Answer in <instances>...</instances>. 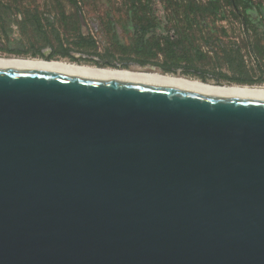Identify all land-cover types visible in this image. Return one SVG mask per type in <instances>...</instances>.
<instances>
[{
    "label": "water",
    "instance_id": "water-1",
    "mask_svg": "<svg viewBox=\"0 0 264 264\" xmlns=\"http://www.w3.org/2000/svg\"><path fill=\"white\" fill-rule=\"evenodd\" d=\"M0 264H264V102L0 69Z\"/></svg>",
    "mask_w": 264,
    "mask_h": 264
},
{
    "label": "rangeland",
    "instance_id": "rangeland-1",
    "mask_svg": "<svg viewBox=\"0 0 264 264\" xmlns=\"http://www.w3.org/2000/svg\"><path fill=\"white\" fill-rule=\"evenodd\" d=\"M75 1L76 5L67 0H0V11H20V15L9 16L2 12L0 48L24 52L31 44L27 41L41 34L52 38L58 49L56 39L68 46V41L80 38L85 29L97 25L98 32L93 35L101 53L106 51L117 59L136 58L131 51L134 37L127 0ZM213 1L216 0H194L200 6L212 8L208 15L194 19L183 11L186 4L183 0H159L149 13L158 35L191 31L197 40L192 45L205 55L193 62V68L204 76L180 73L167 76L220 87H264V0L235 1L237 11L246 16L245 28L224 0L216 4ZM244 30L249 43L244 40Z\"/></svg>",
    "mask_w": 264,
    "mask_h": 264
},
{
    "label": "flooded vegetation",
    "instance_id": "flooded-vegetation-1",
    "mask_svg": "<svg viewBox=\"0 0 264 264\" xmlns=\"http://www.w3.org/2000/svg\"><path fill=\"white\" fill-rule=\"evenodd\" d=\"M70 4L76 5L75 0H67ZM129 5V12L132 14V29H133V46L131 51L136 56L135 59H117L115 56H111L108 52L104 51L101 53L97 45L99 43L94 38V33L97 34L98 28L97 25H91L88 27V30L85 29V34H80V38L73 39L72 41H68V46L64 44V42L56 39L57 43H59L58 49H56L53 45L54 40L52 38L48 39L41 34H36L34 39L27 41V43H31L28 45L26 51H14L7 48H0V58L3 59H24V60H36L40 62H53V63H63L70 66H75L79 68H92L93 70L97 71H104V72H118V73H128V74H159V75H179L180 74H195L197 76H204V73L200 71H188L184 68H171V71L167 72V68L164 66L167 63L166 56L162 52H157L156 55H152L150 53L147 57H143L140 53L137 52L136 48L139 46H147V47H154L156 43H136L138 39V34L140 31V26L142 23H146L149 26L150 35L147 37L148 42H152V40L160 39L159 47H165L171 43H163L165 37H177L175 32L167 33L165 36L158 35V31L155 29L153 21L150 17V12L155 10L157 4H159V0H127ZM185 0L183 3L185 4ZM218 1H213V4H216ZM146 5L147 8L143 6ZM198 5V4H197ZM208 7V6H207ZM231 7V6H229ZM235 15L238 14L237 19L238 21L244 20L247 22L246 16L244 13H240L237 9H234ZM212 8H199L196 15L187 14L185 8L183 11L186 12L188 16H191L192 19L196 18V16L202 15L206 16L209 12H211ZM79 10H77L78 13ZM2 12L5 10L0 11V18L2 17ZM204 12V14H203ZM20 15V11L16 9L15 12L7 11L5 15L9 16L10 14ZM216 13V12H215ZM19 18V17H18ZM20 20V18H19ZM241 24V23H240ZM247 25V23H246ZM242 27V26H241ZM246 27V26H245ZM244 28V27H243ZM185 32L182 31L181 34ZM186 34V33H185ZM200 36V34H199ZM249 38V37H248ZM5 39H2L4 42ZM1 41V40H0ZM184 42V41H183ZM197 43V40H196ZM184 47H192L194 50L192 54L189 56L192 59V63L195 60L205 58L199 49H196L192 43H178ZM155 49V48H153ZM124 50H126L124 48ZM159 58H162L159 61ZM160 62V63H159ZM75 64V65H74ZM128 71V72H126ZM133 72V73H131ZM155 76V75H154ZM170 77V76H169Z\"/></svg>",
    "mask_w": 264,
    "mask_h": 264
},
{
    "label": "bare ground",
    "instance_id": "bare-ground-1",
    "mask_svg": "<svg viewBox=\"0 0 264 264\" xmlns=\"http://www.w3.org/2000/svg\"><path fill=\"white\" fill-rule=\"evenodd\" d=\"M75 65V64H74ZM0 69L49 72L82 79L107 81L122 84H142L173 88L194 94H203L251 101L264 102V87H220L203 85L189 80H179L167 75L128 74L104 72L92 68H79L63 63H47L36 60L0 58Z\"/></svg>",
    "mask_w": 264,
    "mask_h": 264
},
{
    "label": "trees",
    "instance_id": "trees-1",
    "mask_svg": "<svg viewBox=\"0 0 264 264\" xmlns=\"http://www.w3.org/2000/svg\"><path fill=\"white\" fill-rule=\"evenodd\" d=\"M186 4L183 6V8L186 9L187 14H192V15H196L197 11L199 10V8H204L202 5H197L196 3H194V0H185ZM219 1V0H217ZM227 5L231 6L232 8L236 9V4L235 1L236 0H224ZM211 3L208 4V6H210ZM144 8H147L146 5L143 6ZM204 14V12H203ZM238 16V14L236 15ZM239 22L241 23L242 28L246 26V21L244 20H239ZM138 39L136 41V43H156L154 45V47H143V46H139L136 48L137 52L140 53L143 57H147L150 53H152V55H156V51L157 52H162L164 54V56H166V59L169 60L167 61V63L164 64V66L167 68V72L171 71V68H184L188 71H192L194 72L195 69L194 67V63H192V59L189 56V54H192L193 52V48L192 47H184L179 45L178 43H196V39H194V33H192L191 31L188 33H175V35H173L174 37L176 36L177 39L172 38V37H165L163 43H171L166 45L165 47H159V43L160 39H156V40H152V42H148L147 37H149L150 35V31H149V26L146 23H142V25L140 26V31L138 34ZM244 40L246 43H249L248 40V36L244 30ZM184 41V42H183ZM155 48V49H153ZM190 67H192L193 69H191Z\"/></svg>",
    "mask_w": 264,
    "mask_h": 264
}]
</instances>
